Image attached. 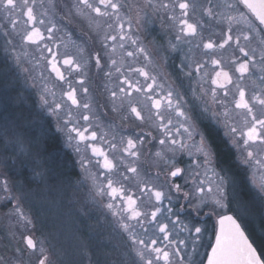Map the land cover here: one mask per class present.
Wrapping results in <instances>:
<instances>
[{"label":"flooded vegetation","instance_id":"af4514ba","mask_svg":"<svg viewBox=\"0 0 264 264\" xmlns=\"http://www.w3.org/2000/svg\"><path fill=\"white\" fill-rule=\"evenodd\" d=\"M0 9L9 24L26 18L27 44L44 38V10L55 20L54 182L116 201L91 208L89 222L74 204L104 264H204L226 214L264 262V128L244 132L240 157L228 110L248 104L243 76L264 81V28L240 0H0Z\"/></svg>","mask_w":264,"mask_h":264},{"label":"rangeland","instance_id":"374dc122","mask_svg":"<svg viewBox=\"0 0 264 264\" xmlns=\"http://www.w3.org/2000/svg\"><path fill=\"white\" fill-rule=\"evenodd\" d=\"M3 14L0 9V264H104L102 247L88 241L73 215L74 204L89 222L91 208L102 213L105 204L116 201L96 200L54 182L58 176L44 162L42 140L44 134L53 140L60 92L47 63L55 20L44 10V20L37 23L44 38L27 44L26 18L9 24ZM242 78L248 104L228 108L238 129L240 157L249 146L244 132L264 128V81L255 75ZM27 234L34 249L24 243Z\"/></svg>","mask_w":264,"mask_h":264},{"label":"water","instance_id":"95a60500","mask_svg":"<svg viewBox=\"0 0 264 264\" xmlns=\"http://www.w3.org/2000/svg\"><path fill=\"white\" fill-rule=\"evenodd\" d=\"M264 28V0H240ZM38 35H30L34 41ZM52 71L56 69L52 67ZM218 231L204 264H264L256 248L249 242L239 223L231 215L218 218ZM24 243L35 248L32 236L25 235Z\"/></svg>","mask_w":264,"mask_h":264},{"label":"trees","instance_id":"16d2710c","mask_svg":"<svg viewBox=\"0 0 264 264\" xmlns=\"http://www.w3.org/2000/svg\"><path fill=\"white\" fill-rule=\"evenodd\" d=\"M46 136H47V139H45V134H44V138L42 140V143L44 144L45 149H46L45 154H44V162L46 164V168L51 167V170L57 171L56 169L57 156H56V152L54 149V143L52 140V136L48 134ZM225 156H226V153L223 152V158H225Z\"/></svg>","mask_w":264,"mask_h":264}]
</instances>
